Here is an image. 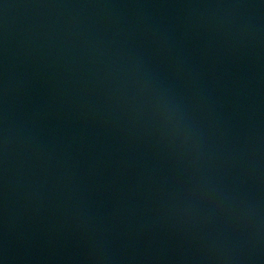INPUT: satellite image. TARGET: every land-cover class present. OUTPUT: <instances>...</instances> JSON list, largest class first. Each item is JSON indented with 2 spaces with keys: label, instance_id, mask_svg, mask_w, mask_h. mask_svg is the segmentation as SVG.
<instances>
[{
  "label": "water",
  "instance_id": "95a60500",
  "mask_svg": "<svg viewBox=\"0 0 264 264\" xmlns=\"http://www.w3.org/2000/svg\"><path fill=\"white\" fill-rule=\"evenodd\" d=\"M262 0H0V108Z\"/></svg>",
  "mask_w": 264,
  "mask_h": 264
}]
</instances>
